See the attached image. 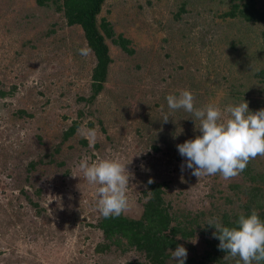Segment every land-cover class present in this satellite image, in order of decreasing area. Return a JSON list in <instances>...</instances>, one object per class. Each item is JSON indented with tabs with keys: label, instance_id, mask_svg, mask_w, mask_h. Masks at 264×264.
<instances>
[{
	"label": "rangeland",
	"instance_id": "1",
	"mask_svg": "<svg viewBox=\"0 0 264 264\" xmlns=\"http://www.w3.org/2000/svg\"><path fill=\"white\" fill-rule=\"evenodd\" d=\"M180 1L107 0L103 15L110 12L117 35L137 38L132 46L137 54L128 56L112 45L109 83L95 102L87 104L79 98L90 95L94 61L90 54H80L86 48L80 33L71 34L57 20L61 27L50 37L37 40L38 32L46 30L41 25L17 34L14 14L28 10V2L0 0V91L9 93L0 97V264L145 263L133 250L95 252L102 243L96 226L101 214L96 210L98 186L90 185L77 167L85 156L90 161L114 158L126 165L131 178L122 215L131 219L141 217L149 179L168 184L165 199L174 210L206 213L214 201L211 190L219 187L225 192L238 178H197L191 169L181 170L186 158L178 153L177 143H160L157 152L149 146L153 135L175 125V134H193L182 119L163 122L164 116L175 117L167 105L169 94L187 89L195 105L212 104L223 112L230 105L226 96L230 78L240 77L231 72L237 65L224 68L232 59L224 41L227 24L218 16L226 0H185L187 12L175 19ZM237 34L257 47L254 32ZM234 35L235 31L229 37ZM54 36L56 44L44 45ZM21 109L31 116L15 119ZM226 118L224 113L222 119ZM74 121L81 122L76 134L54 155L53 163H46L52 143ZM82 138L87 147L79 142ZM39 159L42 162L29 172L28 163ZM62 161L64 166L56 164ZM185 243L191 248L182 244L187 253L204 249L200 239Z\"/></svg>",
	"mask_w": 264,
	"mask_h": 264
},
{
	"label": "trees",
	"instance_id": "2",
	"mask_svg": "<svg viewBox=\"0 0 264 264\" xmlns=\"http://www.w3.org/2000/svg\"><path fill=\"white\" fill-rule=\"evenodd\" d=\"M27 2L29 11L25 8L14 14V32L21 34L27 29L46 27L45 33L43 29L38 32L37 40H39L43 36L47 38L55 35L57 30L63 26V28H69L71 34L75 30L78 31L83 41L82 44L91 48L92 51L89 54L93 58L94 67L90 74V95L87 98H79L87 104L95 102L109 83L114 63L111 46L119 47L128 56L137 54L136 49L132 48L137 38L133 36L129 39L123 33L117 35L109 18L110 12L107 11V15H103L107 0H27ZM186 5L187 1H180L175 19H179L183 13L187 12ZM225 5L226 7L221 9L218 16L221 23L227 24L224 41L228 48L229 58L232 57V59H228L227 63L225 61L224 68L227 64L232 70L237 65L236 70L231 72L236 71L240 75V77L232 75L230 78L226 90L230 103L228 101L227 103L235 105L244 100L248 102L249 111L255 112L264 109V0H226ZM57 20H60L61 26ZM254 26H257L258 30H255ZM234 31L235 35L230 38L229 35ZM240 31L246 34L252 31L257 34V47L250 42V39L238 37L237 33ZM40 43L38 41V44ZM54 44H56V36L44 45ZM71 44L74 45V42ZM62 46L65 49L68 48L67 44ZM71 50L74 51L73 46ZM7 94L9 93L0 91L2 98ZM214 99L216 101V97ZM195 106L201 107V105ZM174 113L175 117H168L167 123L182 119L185 121L184 124L190 126L189 131L191 130L193 134L189 133L187 137L175 134L177 125L168 132L157 133L153 135L152 143L149 145L154 152L159 151L160 143L182 144L200 135L196 129V127L199 128L200 121L193 114L182 109L175 110ZM83 115V111L78 112L79 117ZM30 116L23 109L14 114L15 119ZM80 124V121H74L59 135L58 142L52 143V152L45 155L48 158L46 163H53L54 155L59 154L63 145L76 134ZM98 124L104 130L100 120ZM89 125L92 127V123ZM42 138L38 136L39 140ZM79 142L84 147L88 146L84 138ZM40 162H42L41 159L36 162L30 161L27 170L29 172L34 170ZM56 164L61 167L65 165V162ZM219 176V174L212 175L217 180ZM237 177L226 187L225 192L219 187L211 190L209 196L214 201L206 213L185 211L181 213L174 210L170 202L165 199L168 184L165 182L148 184L147 191L143 192L146 201L143 203L139 219H131L122 214L110 218L100 216L96 226L101 232L102 243L96 245L95 252L102 254L113 251L124 254L133 250L143 256L145 263L135 261L128 264H177L176 260L172 259L170 251H175L177 245L182 244L191 249L185 241L200 239L204 245L202 253L188 251L189 254L192 252L194 254L187 255L185 264H237L238 257L234 258L219 249V241L213 238L216 230L207 224L210 218H219L224 226L232 227L241 213L250 215L253 209L257 210L260 219L264 221V156L251 159L246 169ZM39 194L40 191H37V195ZM218 194L221 197L217 196ZM31 204L37 206V203L32 202Z\"/></svg>",
	"mask_w": 264,
	"mask_h": 264
},
{
	"label": "clouds",
	"instance_id": "3",
	"mask_svg": "<svg viewBox=\"0 0 264 264\" xmlns=\"http://www.w3.org/2000/svg\"><path fill=\"white\" fill-rule=\"evenodd\" d=\"M79 51L87 56L92 50L86 47ZM166 101L169 109H183L200 121V135L176 145L180 156L186 158L181 170L191 169L197 178L219 174L228 180L242 173L251 159L264 156V109L250 112L244 100L228 105L223 112L212 104L198 108L193 93L187 89L178 95L169 94ZM224 113L226 119H222ZM163 122H168L167 116ZM77 167L90 185L98 186L96 210L104 218L118 217L127 209L131 174L126 165L114 158L90 161L85 156ZM207 225L215 228L213 238L219 241V249L239 258L237 264H264V221L256 209L250 215L241 213L232 227L224 226L219 218H210ZM170 252L177 264H185L186 248L177 245Z\"/></svg>",
	"mask_w": 264,
	"mask_h": 264
}]
</instances>
